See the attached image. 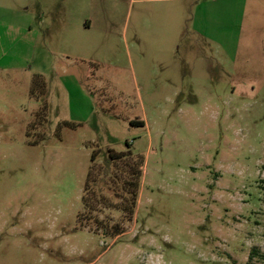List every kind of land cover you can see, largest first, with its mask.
Wrapping results in <instances>:
<instances>
[{"label":"rangeland","instance_id":"1","mask_svg":"<svg viewBox=\"0 0 264 264\" xmlns=\"http://www.w3.org/2000/svg\"><path fill=\"white\" fill-rule=\"evenodd\" d=\"M0 264H264V0H0Z\"/></svg>","mask_w":264,"mask_h":264},{"label":"trees","instance_id":"2","mask_svg":"<svg viewBox=\"0 0 264 264\" xmlns=\"http://www.w3.org/2000/svg\"><path fill=\"white\" fill-rule=\"evenodd\" d=\"M39 86V87H38ZM38 88H41V85L38 83L37 85L34 84L32 89H31V95H33L35 97L36 95V90ZM42 88H44V86H42ZM133 124H136V125H144L142 122H133ZM131 159V161H127L128 162H132L131 164H129L130 166V172H128L129 174V178L128 180H122L121 178H118L120 176H116V174L113 175V180L115 182H119V186L121 185L120 187V190H121V194H122V202H121V206H124L125 208H119L120 210H124L128 208V211H130V213L132 214L131 216H133L135 214V211H136V206H137V198L139 197L138 196V192L140 190V182H141V178H142V175H143V167H144V158L142 157H134L132 155V153H111L110 154V157H109V162L108 161V164H112L111 166L113 167L114 165L116 166V163L117 162H122V161H125L126 159ZM93 160L94 157H93ZM114 164V165H113ZM93 168V166H92ZM92 168H91V171L89 173V176H88V180L86 182V185H85V188H84V191L85 193L87 191H89L90 189H92L94 186H95V180H92L91 179V176H92ZM133 179V180H132ZM134 188L135 191H131V189ZM84 193V197L82 199L83 201V204H84V209H87L89 208L88 205H86L87 203V196L85 195ZM116 194L120 193L119 191L115 192ZM111 227V226H110ZM111 233H113V235L115 237H119L123 234V232H120L119 229L117 227H111ZM255 256V254L251 255L250 256V259Z\"/></svg>","mask_w":264,"mask_h":264}]
</instances>
